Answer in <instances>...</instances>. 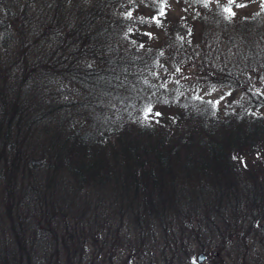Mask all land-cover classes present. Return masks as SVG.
Masks as SVG:
<instances>
[{
  "label": "trees",
  "instance_id": "obj_1",
  "mask_svg": "<svg viewBox=\"0 0 264 264\" xmlns=\"http://www.w3.org/2000/svg\"><path fill=\"white\" fill-rule=\"evenodd\" d=\"M260 85L264 0H0V264H264Z\"/></svg>",
  "mask_w": 264,
  "mask_h": 264
},
{
  "label": "rangeland",
  "instance_id": "obj_2",
  "mask_svg": "<svg viewBox=\"0 0 264 264\" xmlns=\"http://www.w3.org/2000/svg\"><path fill=\"white\" fill-rule=\"evenodd\" d=\"M259 91H262L264 89V86L260 85ZM215 99H218L220 102H224L228 99L227 90L224 91H217L214 95ZM205 262V261H204Z\"/></svg>",
  "mask_w": 264,
  "mask_h": 264
},
{
  "label": "water",
  "instance_id": "obj_3",
  "mask_svg": "<svg viewBox=\"0 0 264 264\" xmlns=\"http://www.w3.org/2000/svg\"><path fill=\"white\" fill-rule=\"evenodd\" d=\"M263 93H264V89H263ZM196 259H197V262L199 264L203 263L204 260H205V255L203 253H198L197 256H196Z\"/></svg>",
  "mask_w": 264,
  "mask_h": 264
},
{
  "label": "snow or ice",
  "instance_id": "obj_4",
  "mask_svg": "<svg viewBox=\"0 0 264 264\" xmlns=\"http://www.w3.org/2000/svg\"><path fill=\"white\" fill-rule=\"evenodd\" d=\"M226 11H229V14L231 15V12H230V10H229V9H226Z\"/></svg>",
  "mask_w": 264,
  "mask_h": 264
}]
</instances>
